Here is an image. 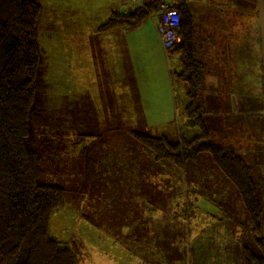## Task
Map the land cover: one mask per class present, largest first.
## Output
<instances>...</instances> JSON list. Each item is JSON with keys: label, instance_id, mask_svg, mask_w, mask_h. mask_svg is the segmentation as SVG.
I'll list each match as a JSON object with an SVG mask.
<instances>
[{"label": "rangeland", "instance_id": "obj_1", "mask_svg": "<svg viewBox=\"0 0 264 264\" xmlns=\"http://www.w3.org/2000/svg\"><path fill=\"white\" fill-rule=\"evenodd\" d=\"M42 2L49 7L43 11L47 18V28L40 34L43 19L41 16L37 25L38 40L44 48L57 52V56L60 57L62 49L64 51L70 49L71 44L80 39L79 34L75 33L76 28L84 32L86 24L93 23L95 17L84 13H98L97 7L104 0L90 1L86 4L88 12L75 8L68 0L50 1L57 8H53L47 0ZM187 2L192 11L194 26L198 30L196 34L202 35L204 39L202 43L206 44L203 56L209 58L207 68L210 72L202 82L198 100L202 106L201 111L210 138L222 142L223 146L232 147L247 158L264 204V65L259 2L258 0H187ZM61 5L66 8L64 11L60 10ZM69 6L71 9H67ZM79 10L81 14H76ZM158 12L155 11L156 14ZM207 35H213L214 42H208ZM60 38L63 39V45H60ZM170 62L175 68L176 56ZM42 66L43 59L40 71ZM100 70L105 71L108 76L112 74L113 68L108 62V57L105 67L103 59H100L96 71L100 72ZM51 77L55 79L52 80ZM49 81L51 88L40 90L32 105L27 145L41 154L48 178L67 189V203L52 215V231L68 239L77 229L82 232L84 236L82 239H86L87 242L84 252H88L89 255V250L92 251V264H119L115 259H106L105 255L108 253H105L106 249H102L101 246L107 245L108 249V245L111 244L109 237L113 235L123 238L119 230L124 223L119 213L123 211L125 205L122 206L121 200L123 195L129 194V187L131 188L133 183L130 179L129 183L118 182L121 175V171H118L113 175L114 182H107L108 185L112 184L108 188L118 189V192L109 193L108 188L103 186L107 177L104 176L105 181H100V178L106 174L107 167L119 166L121 158L123 168H127V174L129 172V175H134L132 180H140L150 187L151 181H155L152 175H157V171L168 170L173 165L177 167L181 165L170 164V160H156L149 148H143L140 142L133 139L128 130L135 127L126 121L130 118H125L124 113L119 112L121 105L117 102L118 97L110 83H105L102 88L101 98L104 102L102 108L96 103L92 106L90 98L83 93L76 95V91L63 89L66 85L62 83L57 73L50 76ZM173 81L179 106L183 107L187 101L189 102L186 94L188 85L176 77ZM115 83L117 80H114ZM93 99L96 102L98 98L93 97ZM79 103L83 106L84 113L79 111ZM76 116L79 118L85 116L87 119L78 122ZM101 116L104 117L101 119ZM154 126L158 127L146 124L143 126L141 123L136 128L151 135L166 134L174 142L179 139V131L176 127H167V133H163L162 126ZM191 129L190 125L184 123L183 131L190 133ZM195 130L200 131L198 128ZM209 154L208 151H204L195 158L187 159L184 162L185 168L190 169L189 171L193 168V171H198L197 173H204L211 165ZM84 164L93 170V177L88 179L82 177L80 169ZM189 178L191 179V176ZM91 180L93 183L89 182ZM211 180L210 186L202 190L205 200L202 206L205 208L203 212L217 219H230L232 230L238 235L240 243L245 242L254 250L263 252V249L250 237L248 212L235 186L227 176L225 181L219 179L217 186L213 184L215 180ZM78 188L81 193L78 192ZM73 189H76V192ZM189 191L188 196L185 192L184 201L176 208L167 207L165 203L167 197L163 192L162 196L157 198L160 202H156L159 206L162 203L159 218L154 213L147 216L148 221L145 225L155 230L160 228L161 241H164L162 244L167 242L166 257L158 256L160 262L155 264H186L185 228L190 216L194 217L198 211L195 208L196 202H192L191 207L188 206L187 198L192 199L195 190L189 188ZM88 192L103 199L101 202L105 209L101 214L100 226L110 231L109 237L98 233L99 229L91 226L89 221L73 220L72 222L68 217L69 210L80 212L84 217L94 216V205H88L90 196ZM132 195L136 197L138 193L132 192ZM96 201L99 212L100 202ZM141 204L140 202L138 205ZM136 206L135 204L134 212ZM172 224L175 227L169 229ZM225 227L228 228L227 221ZM113 229L116 231L112 232ZM105 237L108 240H105ZM127 241L129 246L137 245V239ZM218 243L219 241L216 242L214 239L209 240L206 234L198 264H213L209 253L218 246ZM147 246L145 245L146 248ZM242 248L240 244V256H242ZM116 250H112V253ZM145 258L149 260L148 263L154 262L152 256ZM190 258L194 261L197 256L192 252ZM214 258L219 259L217 256ZM235 258L234 253L232 259L235 261ZM228 259L224 258V261L227 262ZM127 262L129 259H124L121 264ZM88 264H90V256Z\"/></svg>", "mask_w": 264, "mask_h": 264}, {"label": "trees", "instance_id": "obj_2", "mask_svg": "<svg viewBox=\"0 0 264 264\" xmlns=\"http://www.w3.org/2000/svg\"><path fill=\"white\" fill-rule=\"evenodd\" d=\"M143 2L130 6L128 11L114 12L98 30L136 27L154 15L162 2L179 7L180 39L168 49L163 46L170 60L177 58L176 67L171 65L173 77L188 85L185 115L192 129L181 133L175 142L165 134L128 131L143 148L153 152L156 160L175 161L181 168L187 159L208 151L215 167L240 194L248 212L250 237L263 249L258 252L242 242L244 264H264V204L252 167L244 155L211 139L203 119L198 96L210 72L209 58L203 56L206 44L202 43V35L196 34L191 8L187 0ZM42 10L38 0H0V264H88L85 240L77 234L64 240L52 231V215L66 204L67 189L48 178L41 154L27 145L36 95L51 86L47 52L38 40ZM212 37L207 35L208 42H214ZM81 173L87 179L94 176L89 167H82ZM110 174H116L114 167H107L101 181ZM88 205H96L91 196ZM86 218L97 223L90 215Z\"/></svg>", "mask_w": 264, "mask_h": 264}, {"label": "crops", "instance_id": "obj_3", "mask_svg": "<svg viewBox=\"0 0 264 264\" xmlns=\"http://www.w3.org/2000/svg\"><path fill=\"white\" fill-rule=\"evenodd\" d=\"M38 1L43 5L41 13L43 19L40 27V34H42L47 28V18L43 11L49 7L42 0ZM47 1L54 8L56 6L50 1L62 0ZM90 1L93 0H68L75 8L87 12L88 8L86 4H89ZM97 8L98 13L96 14L84 13V15L95 17L93 23L88 22L84 32L78 27L76 28L75 33L79 34L80 39L74 41L70 49L66 51L62 49L60 57L57 56V52H51V50L42 46L47 52V62L49 64L48 80L50 76L57 73L59 79L66 85L63 89L76 91V95L83 93L84 96L90 98L92 106L96 103L102 108L104 106L101 98L102 88L105 83H110L118 97L117 102L121 105L119 112L124 113L122 115L125 118H130V120L127 119L126 121L132 123V126L135 127L134 129H137L136 127L141 123L143 126L144 124L153 127H158L154 125H159L163 127V133H167V127L174 126L179 131L178 137L180 138L181 133H186V131H183L184 123L188 125L185 115L187 104L183 107L179 106L180 103L176 95V89L173 87L174 77L171 72L170 58L163 46L157 27L158 15L156 13L152 16L150 15L143 23L136 27L119 26L110 30H98V27L111 14L122 12L125 9L124 2L120 0H104ZM64 9L66 8L61 5L60 10L64 11ZM67 9H71L70 6ZM81 10L76 11V14H81ZM91 23L92 25H90ZM60 39V45H63V39ZM107 57L109 64L113 68L110 76L105 71L100 70L101 73L96 71L100 59H103V65L104 67L106 66ZM51 79L54 80L55 78L51 77ZM114 80H117V83L114 84ZM73 94L75 95V92ZM93 97L98 98L96 102ZM78 106L79 111L83 112V106L80 103ZM103 117L101 116L100 118L102 119ZM86 119L85 116L81 118L77 117L78 122L85 121ZM208 157L213 167L210 165V168L204 171V173H197L198 171H193V168H191L193 173L190 174L191 171L185 168V164L182 168L173 165L168 170L157 171V175H152L155 181H151L150 187L143 184L140 180H132V176L134 175H129V172L127 174V168H123V162L120 158V165L114 167L116 173L121 171L118 182L129 183L130 179L133 183L132 187H129V194L123 195V200H121L123 202L122 206L125 205L123 207L125 210L123 209L119 213L122 223H124V226L119 230L123 238L114 237V235L109 237L110 231L100 226L102 223L101 214L105 206L101 202L103 199L101 197L98 198V202L100 203L99 212L97 211V196H94L93 193L88 192L96 204L94 205L95 214L93 219L97 223H92L75 210H69L68 217L72 222L73 220L78 222L82 220H86L85 222L89 221L91 226L99 229L98 233H103L109 237L111 241V244L108 245L109 248L107 249V245L101 246L102 249H106L104 252L108 253L105 255L106 259H115L119 264L124 259H129V262L125 264H155L156 262H160L157 258L158 256L166 257L167 250L165 247L167 246V242L162 244L164 241H161L160 228L155 230L145 225L148 221L147 216L154 213L159 218L162 203L159 206L156 202H160L157 198L162 196L163 192L165 193L164 196L167 197L165 200L167 207L176 208L178 204L184 201L185 192L188 196L190 192L189 188H191L195 191L192 199L187 198V203L191 207L192 202H196L195 208L198 211L194 217L190 216L185 228L187 233L184 248L186 252V264H198L203 241H206V234L209 236V240L214 239L216 242L219 241L218 246L209 253L213 264H232V260L233 264H243L244 261L242 256H240L239 250L241 243L238 235L232 230L230 219H217V217H210L206 212H203V209H205L202 207L205 201L202 194L204 187L210 186L211 179L215 180L213 184L217 186L219 179L225 181L226 178V175L214 166L210 154ZM169 163L176 164L170 161ZM82 167L86 168L88 166L84 164ZM189 176H191V179ZM110 178H106L107 180L103 184L105 188L112 185H108L109 183L114 182L113 174H110ZM108 192L117 193L118 189L112 190L108 188ZM132 192L138 193V196L134 197ZM140 202L142 203L141 206L138 205ZM135 204L137 206L134 212ZM131 218L133 219L132 221ZM226 221L228 228L225 227ZM174 227V224H172L169 229ZM111 231L115 232L116 230L113 229ZM75 234L79 235L81 239L84 238L82 232L77 229L74 230V233L68 239L62 238L59 235L58 237L64 240H71ZM210 235L212 236L210 237ZM104 239L108 240L107 237ZM128 239H137V245L132 244V246H129L127 243ZM83 240L86 241V239ZM85 243L87 245V242ZM145 245H148L147 248ZM114 249L117 250L115 253H112ZM91 252L89 250L90 264H92ZM192 252L197 256L194 261L190 258ZM234 253L236 255L235 261L232 259ZM147 256H152L154 262L148 263L149 260L145 258ZM214 256L219 257L220 260L214 258ZM224 258L229 259L226 262Z\"/></svg>", "mask_w": 264, "mask_h": 264}, {"label": "built area", "instance_id": "obj_4", "mask_svg": "<svg viewBox=\"0 0 264 264\" xmlns=\"http://www.w3.org/2000/svg\"><path fill=\"white\" fill-rule=\"evenodd\" d=\"M144 0H124L125 10L129 7L140 5ZM157 27L163 45L166 49L172 47L180 39L181 12L178 6L168 2H162L159 7Z\"/></svg>", "mask_w": 264, "mask_h": 264}, {"label": "water", "instance_id": "obj_5", "mask_svg": "<svg viewBox=\"0 0 264 264\" xmlns=\"http://www.w3.org/2000/svg\"><path fill=\"white\" fill-rule=\"evenodd\" d=\"M259 2V19L262 34V48H263V65H264V0H258Z\"/></svg>", "mask_w": 264, "mask_h": 264}]
</instances>
